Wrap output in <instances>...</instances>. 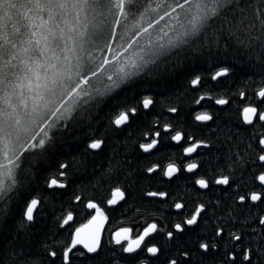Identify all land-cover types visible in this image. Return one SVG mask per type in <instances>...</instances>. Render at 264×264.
Listing matches in <instances>:
<instances>
[{
    "label": "snow or ice",
    "instance_id": "6c2138e0",
    "mask_svg": "<svg viewBox=\"0 0 264 264\" xmlns=\"http://www.w3.org/2000/svg\"><path fill=\"white\" fill-rule=\"evenodd\" d=\"M93 49L111 55L97 57ZM189 57L219 60L220 66L211 74L213 81L258 85L252 95L262 106L252 102L246 90H240L238 96L246 101L241 119L248 127L242 130L226 122L218 126L217 141L197 140L176 130L171 122H153L157 130L143 133L147 142L138 147L150 155L161 150L162 132L177 144L184 141L186 156L200 148L209 152L215 148L213 172L223 163L221 174L210 177L203 161L183 162L182 166L169 162L163 167L155 163L145 171H159L171 180L184 171L198 174L200 169L205 175L194 181L200 189L212 191L213 185L240 189L251 168L258 162L264 168V0H0V264H78L80 260L109 264L104 258L105 241L120 245V251L131 259L143 252L157 259L165 255L164 246L145 243L146 238L164 231L156 222L134 239L131 235L121 237V232L131 234L132 228L121 229L114 233V239H107L99 227L83 235L87 227L83 226L75 228L66 242L56 239L51 231L46 210L50 203L58 227H71L73 213H59L55 201L71 186L69 176L74 171L83 169L89 179L100 171H124L128 161L111 135L89 136L82 159L57 165L59 179L45 180L51 189V202L46 197L24 196L21 189L22 181L32 177L28 165L34 166L37 158L50 151L58 134L85 122L106 98L136 79L150 77L166 62L179 68ZM205 79L195 75L189 83L195 89L203 87ZM233 95L214 102L229 105ZM212 98L200 95L194 102L201 105ZM153 107L154 99L148 95L135 105L126 102L108 119V128L113 134L125 130L139 118L141 109ZM180 111L178 107L167 109L177 117ZM216 119L207 110L194 113L198 122ZM105 153L107 169L91 160ZM233 168L241 173L239 180L232 172L223 174ZM252 179L262 191L229 196L233 205L224 209H231L229 217L236 221L232 225L236 230L215 227L208 238L197 235L193 247L177 246V255L169 257L167 264H208L209 259L212 264H264V214H253L254 208L264 205V170L254 173ZM145 195L166 197L168 193L150 191ZM75 200L81 201V197L76 195ZM120 201L126 202L125 192L116 188L106 203L115 206ZM219 206V200L215 206L197 204L190 217L165 233L167 241L175 245L178 233L195 232L209 208ZM84 207L100 211L92 201ZM173 207L183 209L186 205L175 202ZM95 220L93 216L89 223ZM222 245L226 251L221 254L217 250ZM114 264H120L119 260ZM139 264L148 261L140 260Z\"/></svg>",
    "mask_w": 264,
    "mask_h": 264
},
{
    "label": "trees",
    "instance_id": "16d2710c",
    "mask_svg": "<svg viewBox=\"0 0 264 264\" xmlns=\"http://www.w3.org/2000/svg\"><path fill=\"white\" fill-rule=\"evenodd\" d=\"M99 51H93L94 56H98ZM220 66V61L213 57H189L186 64H182L179 68L171 67L167 62L158 70H155L150 77L136 79L133 84L126 85L123 91L118 94H112L105 99V102L98 108L94 109L88 119L78 124L69 132L58 134L55 144L51 147L43 157L37 158L32 168L31 180L24 179L21 189L24 196L34 195L37 197H46L51 202V189H48L45 180L47 178L56 177L57 165L61 162H67L72 159H82L88 138L91 135H111L113 140L119 141L121 153L128 163L124 165V171L113 172L111 174L106 171H100L95 177L85 178L84 170L78 169L69 176L72 181L71 186L62 190L63 195L56 197L55 204L57 211H71L73 213V221L70 222L71 227L65 225L63 228L58 227L57 221L51 215V203L49 208L48 224L51 231L55 234V238L67 241L72 231L89 220L93 215V209L84 207L89 201L97 203L99 209H104L107 214V232L106 235L110 239L112 232L118 228H132L133 235L141 233L150 223L156 222L158 228L165 230L167 226H171L173 222L185 217H190L195 207L199 203L211 204L215 206L216 201H220L219 207L209 208L208 216L196 228L195 232H186L185 234H177L178 239L173 244L165 238L160 242L164 246L165 255L159 259L154 258L152 264H167V259L176 256L179 247H193V239L198 235L201 238H208L213 235L215 227H226L229 230H236L232 227L236 221H230L229 211L224 209L228 205H233V200L229 196L246 195L251 192H260L262 189L259 183L252 179L254 173L264 170L259 166L251 168L244 177L243 186L236 189L235 186L229 188L227 186L213 185V190L200 189L194 184V181L205 175L203 170L198 169V174L182 172L179 178L169 180L168 177L159 173H147L145 169L152 164L159 163L162 167L169 162H175L181 166L182 161L187 157L183 154V147L187 146L184 141L177 144L168 139V136L162 132L163 144L161 150L155 152L154 155L146 154L139 149L141 142H147L142 139L143 133L157 130L153 122L156 124H165L171 122L176 126V130L183 131L187 135L197 140L217 141L219 137L216 135L218 126L231 122L239 125L241 129L248 127L243 124L240 110L245 106L246 101L238 96L240 90H246L249 93V99L257 102L252 95L253 89H258V85H248L242 87V81L235 83L229 81L227 84L218 83L211 80V74ZM239 67L237 75H240ZM201 75L205 77L203 87L197 86L195 89L190 85L189 81L195 76ZM258 81L259 77H254ZM231 89V93H229ZM232 96L229 105H217L215 99L228 98ZM208 94L212 99H205L201 105L195 104V99L200 95ZM151 96L154 99L155 107L148 110L141 109L139 118L135 120L131 127L121 130L117 133H111L108 128L107 121L114 116L119 110V106L126 102L135 105L143 96ZM170 107H178L181 109L179 116L170 114L167 109ZM207 110L209 114H215L217 119L215 122H198L194 120V113ZM177 120L179 123L177 124ZM91 125V127H89ZM43 126V125H42ZM47 130V129H46ZM51 134V133H50ZM171 134H175L174 132ZM39 138V137H37ZM216 149L211 152L208 149H197L192 156L195 162L203 161L208 165L207 172L210 177L221 174L220 170L225 168L223 163L219 164L218 169L213 172V164L216 163ZM105 153L103 156L91 157V160L98 161L107 169L108 165L105 161ZM232 172L236 180L240 179L241 173L233 169L225 171L223 174ZM129 174L131 179H128ZM103 178V179H102ZM106 180L107 182H103ZM119 188L125 192L126 202L120 201L118 205L112 206L106 203L112 198L113 191ZM166 192V197H149L145 193ZM79 195L81 201H76L75 196ZM175 202H181L186 205L183 209L173 207ZM252 202H250L251 204ZM22 207V205H21ZM239 208V205H234ZM264 205L254 208L253 214H264ZM235 216V213H232ZM194 227V226H193ZM161 233V232H160ZM159 233V234H160ZM225 241L228 237L225 236ZM167 241V243H166ZM121 247L115 244H108L105 241L104 258L109 264H114L115 260H119L121 264H131L133 259L126 256L120 251ZM36 251H39L37 248ZM226 251V246L222 245L217 250L218 253ZM113 252L115 257L113 258ZM36 259H39L36 257ZM78 264H93L91 261H78ZM99 264V261L95 262ZM208 264H212L209 259Z\"/></svg>",
    "mask_w": 264,
    "mask_h": 264
},
{
    "label": "flooded vegetation",
    "instance_id": "af4514ba",
    "mask_svg": "<svg viewBox=\"0 0 264 264\" xmlns=\"http://www.w3.org/2000/svg\"><path fill=\"white\" fill-rule=\"evenodd\" d=\"M255 103L257 104V106L259 107V106H262V104H261V101H259V100H257V102L255 101ZM195 153V152H194ZM194 153H192L191 154V156H187V157H185V159L182 161V163H181V166H182V164H183V162H195V160H193V158H192V156H193V154ZM118 199H119V197H118ZM100 210V209H99ZM93 213H95L97 210L96 209H93ZM100 211H102V212H104V209H102V210H100ZM105 213V212H104ZM186 218H188V217H185V219ZM183 220H182V218L181 219H178V220H176V222H173V224H175V223H181ZM172 224V225H173ZM172 225L169 227V226H167L166 228H165V230L163 231V232H161L160 234H153V236L152 237H148V238H146V240H145V243L146 244H149V243H154V244H157V245H160V242L162 241V240H164V238L167 240V237H166V235H165V233L167 232V231H169V230H174L173 228H172ZM121 229H125V228H121ZM121 229H116L114 232H113V237H114V233H116L117 231H120ZM122 233V232H121ZM142 233V232H141ZM131 237L134 239L135 237H136V235L135 236H132V233H131ZM119 247H121L120 245H118ZM163 246V245H162ZM126 256H129L128 254H125ZM154 258L155 257H151V255L149 254V253H147V252H143V253H141L140 255H138V256H136V258L135 259H133V263H131V264H139V262H140V260H147L148 261V264H152L153 262V260H154Z\"/></svg>",
    "mask_w": 264,
    "mask_h": 264
},
{
    "label": "water",
    "instance_id": "95a60500",
    "mask_svg": "<svg viewBox=\"0 0 264 264\" xmlns=\"http://www.w3.org/2000/svg\"><path fill=\"white\" fill-rule=\"evenodd\" d=\"M116 198L118 199V194ZM93 216H96V220L90 224L89 222L92 221ZM93 216L87 222L77 227V228H81L83 226H87L86 228H84L83 235H87L89 232L95 230L97 227L102 228L103 230L105 229L106 224H107V219L105 220L104 217L106 216L101 213L100 214L96 213Z\"/></svg>",
    "mask_w": 264,
    "mask_h": 264
},
{
    "label": "rangeland",
    "instance_id": "374dc122",
    "mask_svg": "<svg viewBox=\"0 0 264 264\" xmlns=\"http://www.w3.org/2000/svg\"><path fill=\"white\" fill-rule=\"evenodd\" d=\"M161 24H163V22H161ZM93 51H96V50L93 49L92 52H93ZM103 55H108V56H110L111 54H110V53H103V54H102V53L99 51L97 57H101V58H102ZM85 87H87V86H85ZM118 197H119V196H118ZM100 210H101V209H100ZM99 212L102 213L103 215H105L104 212H102V211H99ZM96 213H98V212L96 211ZM112 234H113V232H112ZM124 235H128V233H124V232H122V233H121V237H123ZM130 235H131V234H130ZM132 236H135V235L132 234ZM112 237H113V235H112Z\"/></svg>",
    "mask_w": 264,
    "mask_h": 264
},
{
    "label": "bare ground",
    "instance_id": "6f19581e",
    "mask_svg": "<svg viewBox=\"0 0 264 264\" xmlns=\"http://www.w3.org/2000/svg\"><path fill=\"white\" fill-rule=\"evenodd\" d=\"M96 214V212L95 213H93V215H95ZM99 214H100V212H99ZM102 214V213H101ZM92 215V216H93ZM105 216L107 217V214L105 213ZM108 218V217H107ZM90 219V218H89ZM87 222V221H86ZM107 228V225H106V227H105V229L103 230V232H104V236L107 238V239H110L109 237H108V235H106V229ZM118 229H121V228H118ZM114 232V231H113ZM128 235H130V234H128ZM114 238V237H113ZM121 264V263H120Z\"/></svg>",
    "mask_w": 264,
    "mask_h": 264
}]
</instances>
